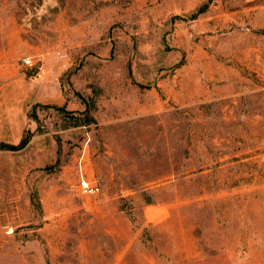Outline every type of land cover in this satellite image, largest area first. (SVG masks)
<instances>
[{"label": "rangeland", "instance_id": "obj_1", "mask_svg": "<svg viewBox=\"0 0 264 264\" xmlns=\"http://www.w3.org/2000/svg\"><path fill=\"white\" fill-rule=\"evenodd\" d=\"M1 68L67 102L0 150V264H264V0H0Z\"/></svg>", "mask_w": 264, "mask_h": 264}, {"label": "crops", "instance_id": "obj_2", "mask_svg": "<svg viewBox=\"0 0 264 264\" xmlns=\"http://www.w3.org/2000/svg\"><path fill=\"white\" fill-rule=\"evenodd\" d=\"M216 62L219 64L218 61ZM214 66L211 79H215V81L226 79L228 70L217 65ZM10 72L11 70L8 69H0V112L2 111V116L0 114V140L5 143L18 144L23 138L26 122H28L27 103L42 104L48 107H65L67 100L57 81L36 80L22 72L9 74ZM197 77L199 76L196 75ZM9 85H11V89H8ZM11 109L14 110L15 118L8 113ZM87 178L84 177L86 181L89 179Z\"/></svg>", "mask_w": 264, "mask_h": 264}, {"label": "built area", "instance_id": "obj_3", "mask_svg": "<svg viewBox=\"0 0 264 264\" xmlns=\"http://www.w3.org/2000/svg\"><path fill=\"white\" fill-rule=\"evenodd\" d=\"M22 63L25 66H27L31 69H34L35 70V77L38 79L45 77L49 73V68L42 61V59L41 60L40 59L34 60V58L25 57L22 59ZM81 187L83 188L84 192L89 193V194L97 193L100 190L98 185L90 184L85 179L81 180Z\"/></svg>", "mask_w": 264, "mask_h": 264}, {"label": "trees", "instance_id": "obj_4", "mask_svg": "<svg viewBox=\"0 0 264 264\" xmlns=\"http://www.w3.org/2000/svg\"><path fill=\"white\" fill-rule=\"evenodd\" d=\"M53 107L59 110H65V107H58V106H53ZM31 139H32V135L29 132L24 135V137L21 139V141L18 144L0 142V150H12V151L21 150L29 144Z\"/></svg>", "mask_w": 264, "mask_h": 264}, {"label": "water", "instance_id": "obj_5", "mask_svg": "<svg viewBox=\"0 0 264 264\" xmlns=\"http://www.w3.org/2000/svg\"><path fill=\"white\" fill-rule=\"evenodd\" d=\"M34 123V121L31 119L29 120V125H32Z\"/></svg>", "mask_w": 264, "mask_h": 264}, {"label": "bare ground", "instance_id": "obj_6", "mask_svg": "<svg viewBox=\"0 0 264 264\" xmlns=\"http://www.w3.org/2000/svg\"><path fill=\"white\" fill-rule=\"evenodd\" d=\"M150 217H152V216H150ZM154 217V216H153Z\"/></svg>", "mask_w": 264, "mask_h": 264}]
</instances>
